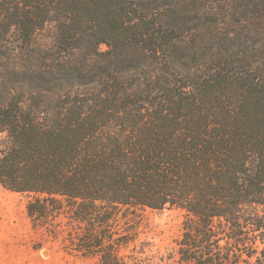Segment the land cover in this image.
<instances>
[{
	"label": "trees",
	"instance_id": "trees-1",
	"mask_svg": "<svg viewBox=\"0 0 264 264\" xmlns=\"http://www.w3.org/2000/svg\"><path fill=\"white\" fill-rule=\"evenodd\" d=\"M0 187L96 264H151L147 208L176 264H264V0H0Z\"/></svg>",
	"mask_w": 264,
	"mask_h": 264
},
{
	"label": "rangeland",
	"instance_id": "rangeland-1",
	"mask_svg": "<svg viewBox=\"0 0 264 264\" xmlns=\"http://www.w3.org/2000/svg\"><path fill=\"white\" fill-rule=\"evenodd\" d=\"M102 50L107 46L102 44ZM28 196L0 187V264H96L67 247L68 224L58 221L56 232L34 225L27 212ZM186 212L180 208L135 215L136 240L126 249L144 251L151 264H176L177 240ZM61 221V222H60ZM54 230V228H53Z\"/></svg>",
	"mask_w": 264,
	"mask_h": 264
}]
</instances>
